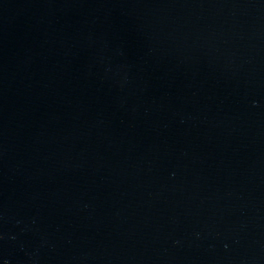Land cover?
I'll return each instance as SVG.
<instances>
[{
  "label": "water",
  "instance_id": "95a60500",
  "mask_svg": "<svg viewBox=\"0 0 264 264\" xmlns=\"http://www.w3.org/2000/svg\"><path fill=\"white\" fill-rule=\"evenodd\" d=\"M0 264H264V0H0Z\"/></svg>",
  "mask_w": 264,
  "mask_h": 264
}]
</instances>
